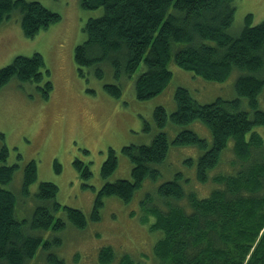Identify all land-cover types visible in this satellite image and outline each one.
Wrapping results in <instances>:
<instances>
[{"label":"trees","instance_id":"trees-1","mask_svg":"<svg viewBox=\"0 0 264 264\" xmlns=\"http://www.w3.org/2000/svg\"><path fill=\"white\" fill-rule=\"evenodd\" d=\"M232 1L81 0L83 7L102 6L103 11L88 18L82 27L85 38L73 53L78 75L88 79L92 73L103 80L111 72L115 82H105L102 87L112 97L119 98L123 89L120 80L134 75L137 68L135 96L148 99L159 93L172 76L170 59L213 81L238 71L234 80L236 97H216L201 103L186 87L179 86L173 93L176 108L172 112L156 105L153 117L160 130L151 141L121 147L132 164L131 179L106 180L95 194L91 218L96 220L100 219L104 197L116 195L128 202L143 180H153L161 173L158 166L163 163L170 143L201 148L196 158V178L202 183H214L208 194L200 196L185 190L178 172L157 186L159 201L155 202L150 194L141 201L155 216L150 227L162 231L154 246L161 264H264V136L253 129L256 125L264 126V109L258 102L264 89V19L252 24L253 14L247 13L241 28L231 31L235 16ZM14 12L20 14L22 31L27 36H34L59 18V13L38 0H0V23ZM44 64L40 52L17 54L0 67V87L14 76L36 83L47 98L52 82L44 79L49 73ZM168 120L177 125L201 121L210 131L211 143L207 145V138L188 127L179 130L170 141L163 128ZM229 139L233 140L231 167L229 171L216 172ZM7 154L3 145L0 264H28L41 244L48 249L50 264H63L62 258L51 250L52 245L61 243L60 237L43 241V235L46 230L56 231L65 226L64 218L55 216L58 210L77 228L87 225L85 214L80 208L61 205L55 198L56 183L43 180L34 194L36 204L30 217L18 218L16 195L5 186L17 164L5 163ZM117 159L109 146L100 167L103 179L117 168ZM35 164L31 160L23 166L22 193L26 195L29 184L36 179ZM73 164L83 180L90 176L88 163L76 158ZM101 251V257L110 252L108 248ZM120 261L119 264H143L125 257Z\"/></svg>","mask_w":264,"mask_h":264},{"label":"rangeland","instance_id":"rangeland-1","mask_svg":"<svg viewBox=\"0 0 264 264\" xmlns=\"http://www.w3.org/2000/svg\"><path fill=\"white\" fill-rule=\"evenodd\" d=\"M38 1L59 13V18L34 36L23 34L17 12L0 23V67L11 62L17 54L27 56L40 52L44 67L49 70L44 79L52 82L47 98L42 96L36 83L14 76L0 87V148L7 147L5 163L17 164L12 179L5 185L16 195V216L30 217L40 181L55 182L58 187L55 198L61 205L80 208L87 219L85 227L77 228L66 219L62 210H58L55 216H62L65 226L56 231H45L43 241L48 237H60L61 243L52 245L51 250L62 258L63 264H119L124 257L143 264H161L154 246L162 231L150 227L155 216L141 201L146 194L152 195L155 202L159 201L157 186L178 172L185 190L190 189L200 196L208 194L214 183H202L196 178V158L202 152L201 148L170 143L163 163L158 166L161 173L153 180H143L128 202L116 195L104 197L100 219L96 220L91 218L95 194L106 180L131 179L132 164L121 147L151 141L160 130L153 117L156 105L161 104L168 113L172 112L176 108L173 93L179 86L186 87L201 103L216 97H236L234 80L238 71L234 70L221 81H213L179 67L170 59L168 67L172 76L159 93L148 99L135 96L133 84L139 71L137 68L134 75L120 80L123 89L119 98L112 97L102 87L105 82H115L112 73L107 72L103 80L92 73L88 74V79L80 77L73 55L75 46L85 38L82 30L85 21L101 15L102 6L85 8L81 0ZM232 3L235 16L231 31L241 28L247 13L253 14L252 24L264 19V0H233ZM258 102L264 109V89L258 95ZM184 127L207 138V145L211 143L208 127L199 120L183 125L168 120L163 128L171 141ZM253 129L264 136L263 125ZM232 142L229 139L223 149L216 172L229 171ZM109 146L117 154L118 166L103 179L100 167ZM76 158L89 164L91 174L86 180L73 164ZM31 160L36 163V179L29 184L26 195L22 193L23 166ZM103 248L110 250L109 254L105 253L106 257H101ZM47 251L41 244L28 264H50Z\"/></svg>","mask_w":264,"mask_h":264}]
</instances>
